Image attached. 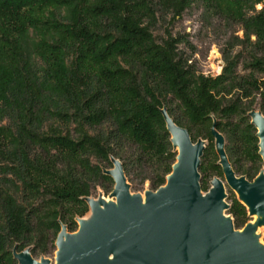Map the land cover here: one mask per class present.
Segmentation results:
<instances>
[{
	"label": "trees",
	"instance_id": "1",
	"mask_svg": "<svg viewBox=\"0 0 264 264\" xmlns=\"http://www.w3.org/2000/svg\"><path fill=\"white\" fill-rule=\"evenodd\" d=\"M193 8L229 30L217 76L197 72L180 36H154ZM163 109L205 142L203 192L208 174L225 177L214 129L237 176L256 179L264 161L250 113L264 116V0H0V264H19L15 250L41 259L51 235L56 246L63 226L76 232L87 199L114 190L112 158L133 189L137 178L152 191L166 185L178 153ZM231 200L242 230L251 216Z\"/></svg>",
	"mask_w": 264,
	"mask_h": 264
},
{
	"label": "water",
	"instance_id": "2",
	"mask_svg": "<svg viewBox=\"0 0 264 264\" xmlns=\"http://www.w3.org/2000/svg\"><path fill=\"white\" fill-rule=\"evenodd\" d=\"M171 142L178 153L167 183L157 191L132 195L122 162L112 158L114 202L99 205L92 198L93 225L78 219L79 228L69 233L63 226L56 246L55 264H264V247L254 236L257 225H264V171L253 182L237 176L225 150V138L214 131L216 149L225 179L249 215L259 216L237 230L225 216L224 183L214 178L206 195L201 187V158L204 141L194 143L187 129L174 123L162 110ZM258 130L260 155L264 161V116L250 113ZM19 264H52L45 257L35 259L29 249L17 253Z\"/></svg>",
	"mask_w": 264,
	"mask_h": 264
},
{
	"label": "rangeland",
	"instance_id": "3",
	"mask_svg": "<svg viewBox=\"0 0 264 264\" xmlns=\"http://www.w3.org/2000/svg\"><path fill=\"white\" fill-rule=\"evenodd\" d=\"M260 9L261 6H258ZM202 11L197 8L188 10L180 19L174 23L168 24V22H161L157 28L153 27L154 36L157 39L164 38L166 36V30L171 32L174 36H180L186 43L180 46L181 51L184 53L185 58L189 59V63L193 64L197 72L204 75H219L224 67V60L221 50L225 47L227 40L229 38V30L223 25V22L218 19L212 21H206L202 16ZM241 35V33H240ZM7 122H0V126L5 125ZM108 127V126H106ZM129 153L126 154V159L129 158ZM250 164H246L245 168H248ZM262 170L264 171V164L262 165ZM208 180V188L211 189L212 181L211 176L208 174L205 177ZM224 183L226 200L225 202L230 206L232 198L238 195L229 187L225 177L221 179ZM135 189L131 188L132 195H144L146 191L151 190L150 183L145 182L143 185L140 183V179H135L134 182ZM111 189V188H110ZM208 192H203L206 195ZM92 200L96 201L99 205L103 206L106 202H114L116 198L112 197L111 194L108 196L99 189L93 193L91 197ZM225 216H231L224 213ZM92 210L84 217V222L88 225L94 224V219L91 217ZM259 218V216H252L251 222L254 223ZM88 221L90 223H88ZM233 221V220H232ZM254 236L257 238L259 244L264 247V225L258 224ZM51 243L47 248L45 254L42 252L38 253V257L44 256L49 259L52 264L56 262V252L57 247L55 246L56 237L51 235ZM40 260V258H38Z\"/></svg>",
	"mask_w": 264,
	"mask_h": 264
},
{
	"label": "bare ground",
	"instance_id": "4",
	"mask_svg": "<svg viewBox=\"0 0 264 264\" xmlns=\"http://www.w3.org/2000/svg\"><path fill=\"white\" fill-rule=\"evenodd\" d=\"M88 223H90L89 221H88ZM256 222H254L253 224H255Z\"/></svg>",
	"mask_w": 264,
	"mask_h": 264
}]
</instances>
